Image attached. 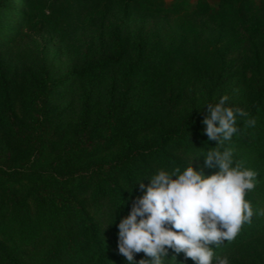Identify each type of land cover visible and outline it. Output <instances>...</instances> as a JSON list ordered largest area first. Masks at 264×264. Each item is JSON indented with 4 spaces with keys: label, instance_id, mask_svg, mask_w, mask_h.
<instances>
[{
    "label": "rangeland",
    "instance_id": "rangeland-1",
    "mask_svg": "<svg viewBox=\"0 0 264 264\" xmlns=\"http://www.w3.org/2000/svg\"><path fill=\"white\" fill-rule=\"evenodd\" d=\"M137 1L0 0V264H46L62 249V237L86 243L92 228L114 253V264H126L117 249V224L143 194L138 184L134 187L136 180L180 164L205 176L218 171L203 156L192 158L217 145L203 134L204 124L193 125L162 152L137 160L130 173L88 175L70 184V191L59 183L32 186L22 176L32 164L78 145L85 150L65 161L60 175H80L96 164L121 160L176 131L221 96H228L229 106L246 109L264 87V38L245 31L250 24L264 28V0H143L163 8L184 2L187 10L176 16L151 14L135 6ZM138 57L143 68L130 93L136 103L108 133L105 114L119 103L121 78ZM107 59L106 66H98ZM63 77L41 117L43 89ZM256 110L255 125L245 126L246 133L263 125L264 103ZM239 123L237 118L238 132L222 144L231 145L234 162L246 158L235 140ZM62 250L61 256L69 254ZM215 251L228 255L231 264H264V234ZM89 254L85 251L84 264H90Z\"/></svg>",
    "mask_w": 264,
    "mask_h": 264
},
{
    "label": "clouds",
    "instance_id": "clouds-1",
    "mask_svg": "<svg viewBox=\"0 0 264 264\" xmlns=\"http://www.w3.org/2000/svg\"><path fill=\"white\" fill-rule=\"evenodd\" d=\"M228 99L221 96L205 107L203 134L217 145L192 157L203 156L204 163L218 171L205 176L191 164L162 166L136 180L134 187L138 184L143 194L117 224V249L126 264H177L181 253L194 264H231L228 255L215 250L250 222L254 209L245 196L255 188L257 173L234 162L231 149L220 147L238 132L237 118L246 116L242 108L229 106ZM247 123L254 126L255 120ZM134 187L124 190L132 192ZM255 213L264 215V209ZM141 252L146 258L136 260Z\"/></svg>",
    "mask_w": 264,
    "mask_h": 264
},
{
    "label": "trees",
    "instance_id": "trees-1",
    "mask_svg": "<svg viewBox=\"0 0 264 264\" xmlns=\"http://www.w3.org/2000/svg\"><path fill=\"white\" fill-rule=\"evenodd\" d=\"M128 4V0H126ZM135 6L140 7L142 10L149 12L151 14H159V15H169V16H176L180 15L187 10V6L184 2L176 4L171 7L163 8L159 6L152 5L148 2L143 0L137 1ZM245 25L246 23L243 22ZM245 31L259 34L264 38V28L259 25L250 24L246 27ZM117 45L119 47L123 46L122 44V35L118 32L116 35ZM108 60V61H107ZM101 62L98 66H106L109 63V59ZM115 62L118 61V57L116 56L113 59ZM143 68L142 59L140 57L137 60L131 62L127 67L126 71L124 72L120 85L122 89L121 98L119 103H114L109 107L105 114L104 124L105 129L108 133L114 131L120 121L122 120V115L125 112V108L132 102L134 104L136 101H133L130 93L133 91V81L140 76V72ZM67 78L63 77L53 82H48L43 89L42 94L39 97V107L38 110L42 115H45V109L47 106V98L50 96L52 92L53 86H60L62 83L65 82ZM264 103V87L258 92L255 100L248 105L246 109H243L246 113L244 117H238L239 126L241 128V135L238 137L236 136L235 140L237 143H240L244 147L243 154L246 158L242 159L241 162L246 168L252 169L257 173V184L252 191L246 192L245 199L251 202V205L254 209V214L250 219V222L243 223L241 225L240 231L238 232L237 236L230 242L223 241V246L226 249H231L240 246L246 240L264 234V215H257L255 213V209H264V120L262 127H258L253 129L252 131L245 132V126H249L247 121L251 119H255L257 116L256 107L260 106V104ZM143 106V105H142ZM204 118V113L192 116L184 119L179 128L174 132H166L161 135L157 142L153 143L152 145L145 147L143 149H132L129 151L127 156L121 160L117 161H109L104 163H99L94 166H91L87 171L80 175H60L59 172L63 169V164L65 161H68L73 156H75L78 152L82 149V146H75L64 150L60 155L56 156L51 161H43V163L37 162L36 164H32L31 170L26 174L23 175L21 179H26L30 182L33 186V183L36 182H47L51 184L59 183L66 184V188L68 191L71 190L70 184H74L75 181L82 179L88 175L92 174H104L108 172L114 171H124L130 173L131 166L137 160L142 159L146 156H152L153 154L162 152L166 146L171 142L181 141L187 132V130L192 127L193 125H201L202 120ZM221 149L227 147L231 149V145H221ZM180 167H183L184 164H180ZM49 174L50 176L48 177ZM49 178V179H48ZM19 180V179H18ZM69 184V185H67ZM68 200V199H67ZM72 206H74L73 202H70ZM91 231L92 238L90 241L86 243H77L75 240H71L67 237H62L60 240V247L67 250L65 256H61L62 249L54 254H51V257H48L45 261L46 264H64L62 258L67 257V261L69 264H84L83 255L85 251L90 250V254L88 256V260L90 264H114L115 262V255L114 253H109L108 246L100 241L99 232L94 230ZM66 245V247H64ZM59 248H57L58 250ZM73 255V256H72ZM173 253L170 251L169 256L171 257ZM142 254L138 253L135 256L136 260L142 259ZM184 257L183 253L177 256V260H180ZM51 258V259H50ZM86 263V262H85ZM181 263V262H180ZM193 263V262H192Z\"/></svg>",
    "mask_w": 264,
    "mask_h": 264
}]
</instances>
